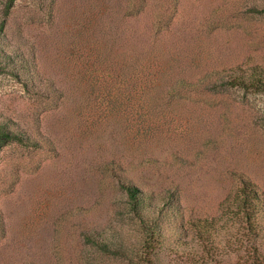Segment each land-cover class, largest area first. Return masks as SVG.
I'll list each match as a JSON object with an SVG mask.
<instances>
[{
  "label": "rangeland",
  "instance_id": "obj_1",
  "mask_svg": "<svg viewBox=\"0 0 264 264\" xmlns=\"http://www.w3.org/2000/svg\"><path fill=\"white\" fill-rule=\"evenodd\" d=\"M175 1L172 22L159 25L158 45L150 50L183 51L197 72L264 63V0ZM97 2L0 0V13L7 12L10 33L35 47L42 71L68 83L62 74L65 51L77 42ZM138 24L145 33L151 19ZM210 93L171 107L174 113L163 117L156 136L140 137L115 131L76 82L66 94L39 97L0 74V112L42 137L38 148L9 143L0 150V264H129L81 238L84 229L101 231L113 223L132 235L135 252L141 247L115 195L114 163L154 189L171 187L181 200L183 214L161 217L154 250L159 264H238V247L223 242L229 212L223 200L239 176L264 192V91ZM205 217H215L221 227L207 239L216 246L213 253L203 250L188 223Z\"/></svg>",
  "mask_w": 264,
  "mask_h": 264
},
{
  "label": "trees",
  "instance_id": "obj_2",
  "mask_svg": "<svg viewBox=\"0 0 264 264\" xmlns=\"http://www.w3.org/2000/svg\"><path fill=\"white\" fill-rule=\"evenodd\" d=\"M175 8V0H98L96 12L80 25L77 42L65 51L62 74H66L70 87L42 71L35 47L25 36L10 33L8 14L0 13V74L18 80L39 97L66 94L76 82L80 94L93 102L94 111L111 119L115 131L140 137L156 136L163 117L174 113L171 107L175 110L190 96L211 94L220 88L264 91V63L197 72L187 65L189 55L183 51L150 50L158 45L159 25L172 22ZM148 19L151 26L147 32H139L138 23ZM9 143L38 148L42 137L14 116L0 112V150ZM111 171L115 195L134 222L141 247L135 252L132 235L113 223L101 231L84 229L82 241L129 264H159L154 250L163 230L161 217L166 212L183 214L181 200L174 199L176 193L171 187L154 189L134 180L124 165L114 163ZM223 202L229 211L223 242L238 247V264H264V192L254 181L239 176ZM188 223L203 240V250L213 253L216 246L207 239L219 235L221 227L215 217L189 219Z\"/></svg>",
  "mask_w": 264,
  "mask_h": 264
}]
</instances>
